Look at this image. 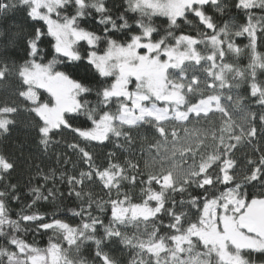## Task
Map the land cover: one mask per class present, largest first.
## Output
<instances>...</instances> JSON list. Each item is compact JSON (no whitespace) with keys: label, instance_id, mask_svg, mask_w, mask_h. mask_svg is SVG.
I'll return each mask as SVG.
<instances>
[{"label":"trees","instance_id":"trees-1","mask_svg":"<svg viewBox=\"0 0 264 264\" xmlns=\"http://www.w3.org/2000/svg\"><path fill=\"white\" fill-rule=\"evenodd\" d=\"M45 1L0 0V264H30L51 252L53 264H216L200 244L166 263L154 262L146 247L169 246L174 235L199 229L211 201L264 199V0H207L174 22L135 0H51L52 19L73 18L85 35L71 56L33 14ZM181 36L197 41L198 58L170 69L167 81L182 87L187 119L115 121L101 139L95 123L116 119L131 103L107 96L116 79L89 58L136 38L173 46ZM34 65L49 67L56 83L82 88L71 99L77 109L48 133L35 107L52 105V96L36 89V103L25 97L30 85L22 72ZM211 98L223 111L190 112ZM182 156L191 174L165 185ZM153 195L162 201L155 216ZM135 206L148 207L146 214L117 217L118 208ZM257 252L264 249L238 255L244 264H264Z\"/></svg>","mask_w":264,"mask_h":264},{"label":"rangeland","instance_id":"rangeland-1","mask_svg":"<svg viewBox=\"0 0 264 264\" xmlns=\"http://www.w3.org/2000/svg\"><path fill=\"white\" fill-rule=\"evenodd\" d=\"M207 0H135V4L150 14L160 15L175 21L186 9H193L201 6ZM57 6V1H45L38 4L33 14L46 19L49 31L56 41L58 49L71 56L70 49L74 43L81 39H86L83 33L78 32L74 27V19L57 21L52 19L51 14ZM44 9L46 12H42ZM91 44H95V39L89 37ZM195 39L181 36L177 38L173 46H161L145 42L144 38H136L126 46L112 45L102 56L92 55L89 58L99 71L106 76H114L116 83L107 96L117 95L127 98L131 105L122 110L121 115L116 119L106 115L95 123L94 129L102 139L111 130L115 121L125 125H136L145 119H153L157 123L167 119L184 121L189 113L179 109L184 103L183 89L180 85H170L167 81V73L170 69H178L189 60L198 58ZM51 70L47 66L34 65L30 69H24L22 75L30 89L25 97L31 102H37L36 89L47 91L53 98V104L36 105L37 114L44 120L46 126L44 132L59 127L63 114L77 107L71 99L76 98L82 88L77 89L71 84L56 83L51 80ZM136 80L137 85L134 90H130V85ZM158 100L166 103V107H159L150 101ZM77 109V108H75ZM172 109L173 112H170ZM212 111H223L216 98H211L200 102L194 106L190 112L194 114H209ZM183 153V150H179ZM181 161L172 162L174 176L171 174L165 180V185H170L175 179L187 178L192 169L185 167ZM5 165L0 160V167ZM204 170V169H203ZM151 200L155 206H150V215L155 216L162 208L161 198L153 195ZM245 206L237 202L225 205L214 200L206 204L203 210V225L189 234H176L170 240V245L166 243H156L146 247L152 260L156 263H166L174 261L175 257L187 253L188 248L194 244H200L208 253L216 259V264H244L238 251L245 248L263 250L264 241L256 234H248L240 228L242 222L238 215ZM148 207L135 206L130 208H118L117 217L123 216H143ZM46 256L32 257L30 264H46L52 262Z\"/></svg>","mask_w":264,"mask_h":264},{"label":"water","instance_id":"water-1","mask_svg":"<svg viewBox=\"0 0 264 264\" xmlns=\"http://www.w3.org/2000/svg\"><path fill=\"white\" fill-rule=\"evenodd\" d=\"M243 217L240 228L248 234H256L264 241V199L248 203L244 207Z\"/></svg>","mask_w":264,"mask_h":264},{"label":"snow or ice","instance_id":"snow-or-ice-1","mask_svg":"<svg viewBox=\"0 0 264 264\" xmlns=\"http://www.w3.org/2000/svg\"><path fill=\"white\" fill-rule=\"evenodd\" d=\"M42 38V37H41ZM29 51H31V48H29ZM256 255H259L261 257H264V252H257Z\"/></svg>","mask_w":264,"mask_h":264},{"label":"flooded vegetation","instance_id":"flooded-vegetation-1","mask_svg":"<svg viewBox=\"0 0 264 264\" xmlns=\"http://www.w3.org/2000/svg\"><path fill=\"white\" fill-rule=\"evenodd\" d=\"M242 222H244V219H243V221Z\"/></svg>","mask_w":264,"mask_h":264}]
</instances>
